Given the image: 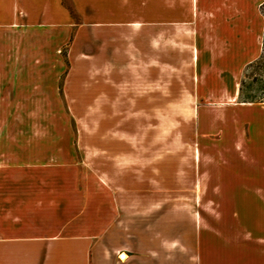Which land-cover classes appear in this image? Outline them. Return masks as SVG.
Returning <instances> with one entry per match:
<instances>
[{"label": "crops", "instance_id": "1", "mask_svg": "<svg viewBox=\"0 0 264 264\" xmlns=\"http://www.w3.org/2000/svg\"><path fill=\"white\" fill-rule=\"evenodd\" d=\"M68 1L0 0V103L169 101L189 53L204 204L155 201L171 197L165 155L161 190L148 163L123 188L122 152L111 179L78 145L0 136V264H264V102L239 99L263 0Z\"/></svg>", "mask_w": 264, "mask_h": 264}, {"label": "rangeland", "instance_id": "2", "mask_svg": "<svg viewBox=\"0 0 264 264\" xmlns=\"http://www.w3.org/2000/svg\"><path fill=\"white\" fill-rule=\"evenodd\" d=\"M64 3L69 4V1L64 0ZM74 16L77 20V16ZM191 61V55L187 53V65L181 66V79L173 77L176 70L172 67L169 101H156L149 105L110 101L1 102L5 113L0 115V136L11 143H37V151H40L43 143L67 142L75 147L78 145L80 150L75 148L73 156L88 159L93 168L106 170L111 179H114L116 171L115 155L122 152L123 188H129L131 172L138 175L140 181L146 171L142 164L148 163L151 164L147 167L149 174L156 180L148 185L154 190H161L162 176L159 169L165 155V162L169 159L170 163L167 189L171 190V197H156L155 201L160 199L165 204L194 208L204 203L201 197L195 198V193L202 187L196 182L193 168L196 103L191 93L196 87L191 83ZM64 69L59 71L58 88ZM180 81L182 84H175ZM46 82L50 81L47 79ZM3 93L15 94L20 93V90L8 85L4 87ZM136 144L140 148L143 145L147 148L132 149ZM144 158H148V162L140 160ZM203 216L211 217L206 213Z\"/></svg>", "mask_w": 264, "mask_h": 264}, {"label": "trees", "instance_id": "3", "mask_svg": "<svg viewBox=\"0 0 264 264\" xmlns=\"http://www.w3.org/2000/svg\"><path fill=\"white\" fill-rule=\"evenodd\" d=\"M264 18V0L259 5ZM251 74H253L251 76ZM239 99L243 102H264V34L263 48L258 58L247 63L243 69L239 86Z\"/></svg>", "mask_w": 264, "mask_h": 264}, {"label": "bare ground", "instance_id": "4", "mask_svg": "<svg viewBox=\"0 0 264 264\" xmlns=\"http://www.w3.org/2000/svg\"><path fill=\"white\" fill-rule=\"evenodd\" d=\"M121 257L124 258L125 257L124 254H121Z\"/></svg>", "mask_w": 264, "mask_h": 264}]
</instances>
